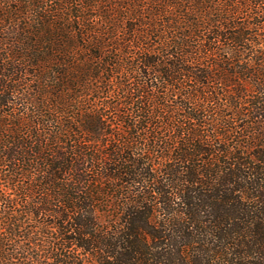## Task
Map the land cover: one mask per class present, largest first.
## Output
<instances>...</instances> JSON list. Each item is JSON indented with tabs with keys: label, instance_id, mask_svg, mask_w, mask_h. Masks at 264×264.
Returning <instances> with one entry per match:
<instances>
[{
	"label": "trees",
	"instance_id": "obj_1",
	"mask_svg": "<svg viewBox=\"0 0 264 264\" xmlns=\"http://www.w3.org/2000/svg\"><path fill=\"white\" fill-rule=\"evenodd\" d=\"M0 264H264V0H0Z\"/></svg>",
	"mask_w": 264,
	"mask_h": 264
}]
</instances>
